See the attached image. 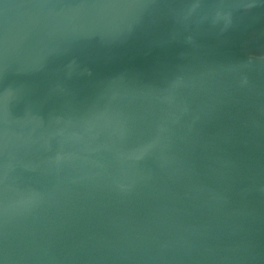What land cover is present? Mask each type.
<instances>
[{
  "label": "water",
  "instance_id": "water-1",
  "mask_svg": "<svg viewBox=\"0 0 264 264\" xmlns=\"http://www.w3.org/2000/svg\"><path fill=\"white\" fill-rule=\"evenodd\" d=\"M0 264H264V0H0Z\"/></svg>",
  "mask_w": 264,
  "mask_h": 264
}]
</instances>
